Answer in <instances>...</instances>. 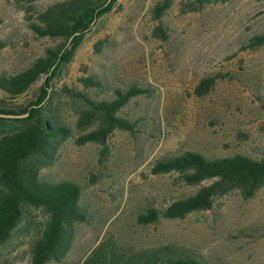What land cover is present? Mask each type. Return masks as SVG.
Instances as JSON below:
<instances>
[{"label":"rangeland","instance_id":"374dc122","mask_svg":"<svg viewBox=\"0 0 264 264\" xmlns=\"http://www.w3.org/2000/svg\"><path fill=\"white\" fill-rule=\"evenodd\" d=\"M57 1L27 4L34 9L30 20ZM158 1L116 0L60 77L71 85L83 69L99 75L109 91L130 85L149 91L119 113L136 121L134 132L115 130L103 145L76 144L95 125L79 128L76 111L85 107L60 97L57 114L70 134L42 175L80 187L87 222L77 225L62 262L50 264H81L104 237L133 252L175 244L211 264H264V187L249 200L235 191L217 199L212 210L183 219L136 222L146 208L161 210L197 189L179 183L174 173L152 175L155 159L186 151L209 158L259 157L264 151V113L257 99L264 97V45L248 46L251 38L264 34V0H212L186 13L180 10L182 0H174L155 20L151 9ZM158 25L164 39L154 34ZM58 42L36 37L14 0H0V43L6 45L0 48V71L23 70ZM204 78L216 80L198 97L194 90ZM38 85L13 101L0 92V109H20ZM31 217L41 220L37 211ZM23 228L24 223L0 246V264H30L26 242L32 229Z\"/></svg>","mask_w":264,"mask_h":264},{"label":"trees","instance_id":"16d2710c","mask_svg":"<svg viewBox=\"0 0 264 264\" xmlns=\"http://www.w3.org/2000/svg\"><path fill=\"white\" fill-rule=\"evenodd\" d=\"M38 0H14L15 8L24 13L27 28L38 38L59 41L46 47L43 54L25 69L8 73L0 71V92L9 100L26 95L37 86L33 96L20 109H0V246L7 244L12 233L22 223L32 229L26 248L30 264L60 263L72 247L76 227L87 222L80 205V187L69 181H55L42 175L51 166L68 139L70 129L61 123L58 112L64 97L82 104L77 110L76 125H95L77 140V145H103L115 130L133 133L136 121L119 113L131 99L146 95L148 88L130 85L126 89L107 90L105 81L96 73L83 70L71 85L62 82V75L74 58L85 35L97 21L109 13L116 0H60L36 12ZM212 0H182L181 12H196ZM217 1V0H214ZM174 0H160L152 6L155 20L172 6ZM155 36L164 39L161 25ZM100 42L94 44L97 48ZM264 45V34L251 38L249 47ZM0 43V48L5 47ZM215 78H204L194 90L198 97L206 95ZM105 92V93H104ZM264 113V97L257 96ZM23 117H16L22 116ZM152 175L174 173L177 181L197 189L180 197L161 210L146 208L136 217L139 225L156 223L160 219H183L191 213L213 209L215 201L237 191L249 200L264 187V151L259 157L234 154L209 158L186 151L161 156L153 161ZM205 183V184H204ZM31 211L41 214L35 221ZM6 264V263H2ZM81 264H211L202 255L175 244H163L133 252L118 247L113 239L104 237Z\"/></svg>","mask_w":264,"mask_h":264},{"label":"water","instance_id":"95a60500","mask_svg":"<svg viewBox=\"0 0 264 264\" xmlns=\"http://www.w3.org/2000/svg\"><path fill=\"white\" fill-rule=\"evenodd\" d=\"M23 116H25V115H22V116H16V117H23ZM0 117H15V116H11V115H2V114H0Z\"/></svg>","mask_w":264,"mask_h":264}]
</instances>
